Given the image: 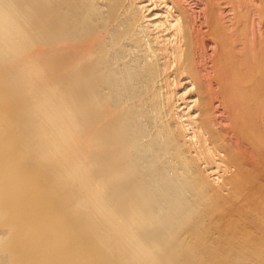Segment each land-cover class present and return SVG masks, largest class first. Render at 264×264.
Wrapping results in <instances>:
<instances>
[{"label": "bare ground", "instance_id": "bare-ground-1", "mask_svg": "<svg viewBox=\"0 0 264 264\" xmlns=\"http://www.w3.org/2000/svg\"><path fill=\"white\" fill-rule=\"evenodd\" d=\"M0 264H264V0H0Z\"/></svg>", "mask_w": 264, "mask_h": 264}]
</instances>
